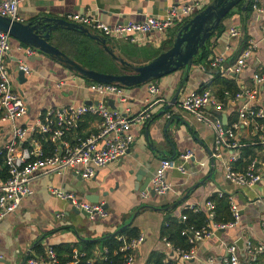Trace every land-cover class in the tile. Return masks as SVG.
Wrapping results in <instances>:
<instances>
[{"label":"crops","instance_id":"0c3cea01","mask_svg":"<svg viewBox=\"0 0 264 264\" xmlns=\"http://www.w3.org/2000/svg\"><path fill=\"white\" fill-rule=\"evenodd\" d=\"M190 1L192 0H20L18 13L25 22L39 16L65 19L68 13L88 12L102 22L113 25L140 20L145 15H163L167 7ZM213 1L202 0L198 12ZM229 1L222 0L219 7L222 4L228 6ZM247 1L249 0H243V8ZM257 6L262 12L251 9L247 13H239L233 8L235 4L228 8L232 13L220 20L222 29H218V24L203 44H207L206 48L210 50L208 57L196 64L192 63L174 103L171 99L181 83L184 68L143 83L122 85L127 103L108 100L110 105L114 104L119 111H125L129 118H134L143 108L151 113L144 124L132 125L134 138L129 152L98 169L90 179H83L68 168L62 173L53 172L34 177L33 193L22 198L18 209L0 222V264H22L24 261L27 264V258L35 255L32 247L37 242L44 250L47 247L68 245L75 253L87 252L91 262H101L106 252L102 238L114 235L127 226L135 227L138 233L145 236L134 252L133 264H148L152 254H158L163 262H175L176 254L160 235L166 215L180 217L181 211L191 206L205 211L208 198L219 192L227 194L239 207L238 222L232 227L215 231L214 235L198 243L196 258L185 261L184 264H221L226 255L225 246L232 242L238 247L241 264H245L248 260V255L243 250L246 239L263 246V251L257 254L255 261L256 264H264V176L252 187H238L225 179L220 161L212 157L214 129L210 124L197 119L193 112L180 107L184 95L190 91H202L215 73L234 79L238 89L252 87L253 74L264 73V43L261 42L247 59L241 72L221 73L210 66L211 58L216 55H223L225 65L231 66L247 45V39H257L260 36V27L264 23V0H258ZM190 18L192 14L180 26L174 24L163 34L151 35L146 44H133L134 48L146 50L147 53L133 52L127 47L129 42L123 39L106 40L105 45L113 54L104 49L116 62H119L117 58H121L130 65L145 64L159 54L156 55V52L161 50L165 41L172 36L175 38ZM178 26L179 30L173 35ZM231 27H236L241 34L230 37L228 30ZM27 47L30 46L10 38L6 55L13 87L27 104V112L19 123L32 124L40 112L49 108L88 103L99 97L88 88L95 81L86 77L85 80L79 78L77 72L65 63L36 48L30 47L32 51L27 53ZM20 62L30 68L28 74L24 73L23 80H19L17 75ZM129 72L131 71H127ZM149 83L158 86L159 96L158 100L147 104L148 99H151ZM256 103L264 105V84L259 86ZM222 104V111L206 107L204 116L208 120L221 116L222 120L225 118L223 122L226 124L236 120L240 100L225 96ZM167 105L169 107L165 108ZM96 131L97 118L85 115L79 120L74 135L84 138ZM240 131L241 134H248L246 127ZM185 152L192 153L185 163L186 172L167 170L165 179L171 184V189L164 195L152 194L151 178L160 160L165 157L179 160V155ZM222 154L226 159L230 152L224 149ZM257 156L264 157V151L258 150ZM48 186L74 192L80 200L101 203L107 216L91 218L89 215L75 214L74 206L51 195ZM142 191L148 195L143 197ZM62 256L63 259L68 258V253H63Z\"/></svg>","mask_w":264,"mask_h":264},{"label":"built area","instance_id":"2783aa9c","mask_svg":"<svg viewBox=\"0 0 264 264\" xmlns=\"http://www.w3.org/2000/svg\"><path fill=\"white\" fill-rule=\"evenodd\" d=\"M19 1L0 0V15L24 22L18 13ZM257 1L252 0V9L260 13L262 9L257 6ZM201 4L202 0H192L181 5H171L166 8L163 15H145L140 20L113 25L102 22L88 12L68 13L65 15V20L86 27L97 36L123 39L131 44L143 45L149 41L151 35L163 34L168 27L182 23L197 11ZM228 34L230 37H237L241 33L236 27H231ZM9 40V34L0 30V222L18 209L22 198L33 193L32 180L37 175L62 173L68 168L81 178L90 179L95 176L98 169L126 155L133 143L132 125H142L151 116L149 110L143 108L134 118H129L125 111L121 112L108 103V100L118 101L121 104L127 103L128 99L123 86L116 82H93L88 88L99 96L94 101L49 108L40 112L34 123L22 125L19 120L26 114L27 104L13 87V77L6 60ZM260 42L264 43V23L260 27V36L257 39H247V45L234 64L228 67L224 63V56L216 55L211 58L210 66L221 73L241 72L247 59ZM31 51L32 48L27 47L26 52L31 53ZM18 69L25 74L30 72V68L22 62L18 64ZM253 79L252 87L238 89L232 96L233 100H240V105L237 108L236 120L228 124L223 122L221 116H215L212 120L204 116L206 107L223 110V104L210 89L190 91L182 97L180 102V107L193 112L197 119L212 126L215 133L212 157L220 161L225 179L238 187H252L264 176V157L254 156L244 169L234 166L235 160L241 157L240 145L243 138L256 137L262 146L261 150L264 151V105L256 103L259 86L264 84V73L253 74ZM148 91L151 99H148L147 104L155 99L158 100L157 85L149 83ZM225 95L229 96L228 93ZM85 115L97 118V131L84 138L77 137L74 135L76 127ZM245 127L248 129V134H241L240 130ZM224 149L230 152L226 159L222 154ZM191 155V152H185L179 155V160L167 157L160 160L151 178L152 190L155 194L164 195L171 189V184L165 179V172L176 169L185 173V163ZM48 191L54 197L69 202L75 208L83 209L91 218L107 216L101 203L80 200L74 192L62 187L48 186ZM141 195L145 197L148 193L142 191ZM228 200L233 220L227 223L214 222V203L207 200L205 203L208 218L206 224L199 227L189 225L183 229L182 233L187 235L191 246L186 251L173 249L177 256L174 264H184L185 261L196 258L198 243L214 235L215 231L232 227L238 222L239 207L231 197H228ZM194 209L197 210V206ZM182 219L184 220L185 216H182ZM144 238L143 233L132 238L120 234L116 236V239L120 241L119 250L125 254L122 264H133L134 252ZM225 248L226 255L221 264H241L236 243L232 242ZM243 250L248 255L245 264H255L256 255L263 251V246L246 239ZM26 263L61 264L51 247L45 248L43 255H30ZM62 264H79V254L74 252L71 258Z\"/></svg>","mask_w":264,"mask_h":264},{"label":"trees","instance_id":"16d2710c","mask_svg":"<svg viewBox=\"0 0 264 264\" xmlns=\"http://www.w3.org/2000/svg\"><path fill=\"white\" fill-rule=\"evenodd\" d=\"M242 2L243 0H240L235 4V6L237 7V11L239 13L242 11H244L245 13L249 12L252 9V0L247 1L244 8L242 6ZM198 11L199 10L193 12L192 16L198 13ZM231 13V10H228L223 17L229 16L231 15ZM176 25L180 26L181 23H178ZM179 26L173 31V35L175 31L179 30ZM218 29H222L221 23L219 24ZM99 37L100 38L94 39L92 36L78 29L59 27L51 32L49 43L57 47L71 60L77 62L80 65L88 67V69L114 75L127 73V71H129V68L119 62V64L116 63V61L108 54V52L105 51L104 46L101 45V39H109L102 36ZM173 39L174 38L172 36L170 40L165 41L160 47L161 50L156 52V55L158 53H161L162 51L169 49L172 46ZM127 47H130L133 52L139 54L147 53L146 50L134 48V45L131 46V44L127 45ZM206 47L207 44L199 49L198 53L193 59V64H196L199 61H203L208 57L210 50H208ZM208 88L217 96L221 103H223L224 97L228 96L225 95V93H228L229 96L232 97L238 91V86L234 79L221 76L220 73H215L209 84L205 85L202 89L204 90ZM230 120L232 121V118H230ZM241 143V157L234 162V166L238 169H244L247 166L248 161L257 155L258 150L262 149V146L258 143L256 137L250 136L248 138H243ZM228 197L229 196L224 193L220 195L218 193H215L208 198V200L214 203V222L227 223L233 220V216L229 208L230 206ZM195 207L196 206L184 208L181 211L180 217H171L166 215L165 224L162 223L160 229V235L166 243L170 244L172 249H181L184 251L188 250L191 246V243L189 242L187 235L182 233L183 229L189 225L199 227L206 224L208 220L206 212L202 211L200 208L195 210ZM181 216H185V219H181ZM119 234L125 235L128 238H132L137 236L139 233L135 227L127 226L114 235L102 238L106 249V252H104V259L101 262L93 263L89 260L90 255L82 250L85 253H78L79 264H122L125 259V254L123 251L119 250L120 241L116 239V236ZM51 248L56 252L61 264L64 261L69 260L71 258V255L74 253L72 250H70L68 245L53 246ZM32 251L35 255L44 254V248L38 242L33 245ZM63 253H68V258L63 259ZM256 259L257 255L255 260ZM151 263L174 264L175 262H163L162 258L159 257L158 254H152L148 264ZM254 263L256 264V261H254Z\"/></svg>","mask_w":264,"mask_h":264},{"label":"water","instance_id":"95a60500","mask_svg":"<svg viewBox=\"0 0 264 264\" xmlns=\"http://www.w3.org/2000/svg\"><path fill=\"white\" fill-rule=\"evenodd\" d=\"M221 1L222 0H214L202 11L193 15L192 18H190L188 22L180 28L174 38L172 46L166 51L159 53L145 64L130 65L123 59L112 55L114 58H117L121 64L127 66L131 71L120 75L107 74L84 68L77 62L71 60L53 44L49 43L51 32L59 27L78 29L93 38H100L97 35H92L86 27L79 24L69 22L63 18L49 16H39L25 22H20L0 15V30L7 32L10 37L18 40L24 45L36 48L49 56L57 58L72 70L95 82H116L121 85L129 86L136 83L150 81L157 77L171 73L178 68H184L181 83L171 99V102L174 103L180 89L188 77L193 59L199 48L203 46L205 41L215 31L220 20L228 11V8L232 7L240 0H230L228 6L222 4L219 7ZM101 43L104 48L108 50L105 45L106 39H101ZM108 51L110 54H113L111 50ZM17 75L19 80L24 79V72L22 70L19 69ZM111 106L114 105L112 104ZM168 107V105L165 106V108ZM223 120L225 121V118H223ZM151 192L152 194H155L153 190ZM73 212L77 215L88 216V213L81 208L74 207ZM24 262L22 264H24Z\"/></svg>","mask_w":264,"mask_h":264},{"label":"rangeland","instance_id":"374dc122","mask_svg":"<svg viewBox=\"0 0 264 264\" xmlns=\"http://www.w3.org/2000/svg\"><path fill=\"white\" fill-rule=\"evenodd\" d=\"M233 8H236V10H237V7L235 6V7H233ZM10 38H12V37H10ZM110 40H112V39H110ZM130 44V43H129ZM133 45V44H132ZM135 46V45H134ZM116 63H118V62H116ZM119 64V63H118ZM77 74V76H79V78L81 77L83 80H85L86 78L85 77H82V76H80V74H78V73H76Z\"/></svg>","mask_w":264,"mask_h":264}]
</instances>
